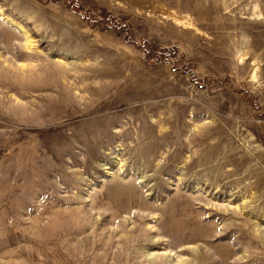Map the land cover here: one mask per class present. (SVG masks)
I'll list each match as a JSON object with an SVG mask.
<instances>
[{"label":"rangeland","instance_id":"obj_1","mask_svg":"<svg viewBox=\"0 0 264 264\" xmlns=\"http://www.w3.org/2000/svg\"><path fill=\"white\" fill-rule=\"evenodd\" d=\"M0 264H264V0H0Z\"/></svg>","mask_w":264,"mask_h":264}]
</instances>
